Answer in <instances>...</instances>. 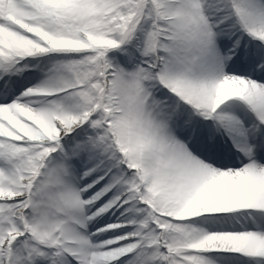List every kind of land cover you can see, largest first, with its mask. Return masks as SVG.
Wrapping results in <instances>:
<instances>
[{
    "label": "snow or ice",
    "instance_id": "snow-or-ice-1",
    "mask_svg": "<svg viewBox=\"0 0 264 264\" xmlns=\"http://www.w3.org/2000/svg\"><path fill=\"white\" fill-rule=\"evenodd\" d=\"M0 264H264V0H0Z\"/></svg>",
    "mask_w": 264,
    "mask_h": 264
}]
</instances>
